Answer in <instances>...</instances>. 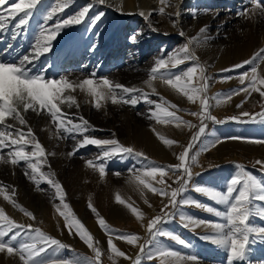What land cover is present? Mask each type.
Wrapping results in <instances>:
<instances>
[{
    "label": "rangeland",
    "instance_id": "374dc122",
    "mask_svg": "<svg viewBox=\"0 0 264 264\" xmlns=\"http://www.w3.org/2000/svg\"><path fill=\"white\" fill-rule=\"evenodd\" d=\"M185 1L179 8L191 14L178 21L169 0H0L4 55L19 47L40 51L45 28L67 31L65 23L86 7L96 18L92 40L75 47L79 58L56 57L48 85L39 84V74L10 73L18 89L19 80L26 82L21 93L38 104L54 102L53 94L64 102L82 95L89 106L69 110L98 128V141L82 157L67 158L87 122L31 112L25 122H0V142L11 147L0 152V245L10 249L13 264H264V50H250L255 42L264 49V0ZM73 2L82 4L73 11ZM217 7L223 9L217 21L228 20L227 12L234 16L219 38L208 22ZM117 25L122 45H114ZM152 27L171 36L163 58L175 64L165 90L180 93L176 103L190 129L177 150L161 148L151 160H137L121 147L131 127L124 121L128 107L111 92L137 83L161 56L160 42L132 39ZM123 45L136 51L118 56ZM202 51L209 55L201 60ZM127 57L135 61L120 64ZM96 70L108 83L105 98H93L84 84ZM183 86L200 90L197 106ZM142 110L137 123L160 122ZM3 112L0 106V117ZM85 169L92 179L81 175Z\"/></svg>",
    "mask_w": 264,
    "mask_h": 264
},
{
    "label": "bare ground",
    "instance_id": "6f19581e",
    "mask_svg": "<svg viewBox=\"0 0 264 264\" xmlns=\"http://www.w3.org/2000/svg\"><path fill=\"white\" fill-rule=\"evenodd\" d=\"M247 1L248 0H243L244 4H246ZM169 2L172 5L174 4L175 8L177 9V12H178L177 20L178 21L185 20L188 13H190V10L183 11L179 8V6L183 7L185 5L186 1L185 0H169ZM81 4L82 3H80V5H79L78 2H73L71 4V8H73L72 10L73 11L77 10L81 6ZM236 9H237V7H236ZM61 11L59 10V12H61ZM191 11H193V10H191ZM201 11H203V10H201ZM221 11H223V9L218 8V7L215 10H213L209 15V21H208V22H212L210 24H215L214 25L215 27L217 26V28H215V33H216V36L218 38L222 37V31H220L222 29V25L227 23V21L230 19V17L233 16L232 12H231L232 14L227 12L225 14H227L228 20H225V22H223L224 20L223 21L222 20L217 21L215 19V16H217V14L220 13ZM239 11H240V9H239ZM90 12H91L90 7H86L85 9H83L81 11V14L79 17L72 18L68 22L66 21L67 23L64 22L66 27H67V31H65L63 33H58L59 30H57V29L55 32H52L54 27L46 24L49 27L45 28V30L43 32L49 33V36L46 37V39H42L41 42L39 43L40 49H41V50L39 49L40 51L34 50V51H29L27 53L26 49L19 47L18 49H15L12 54L4 55L3 51L1 50V47H0V106H1V108H3L5 110V112H3L4 113L3 116L0 117V122H2V123L3 122H5V123L10 122V124L11 123L16 124L15 122H18V121L19 122H25V121H27L26 117H28V114L30 112L34 113V115H35L34 117H36L38 119H49L50 121H52V119L55 120L54 114L58 113V114H60V118L58 117V115L56 117L59 118V119L58 118L57 119L60 120V122L70 123V124H73L74 121H76V120H79V121L83 120L84 122H87L86 120L82 119V117H80L77 112L74 113V112L69 110V108L72 105L75 106V108L77 110H80L84 106H89L90 102H88V100L85 101V99L83 98L82 95H80L79 97H74L72 100H68L67 102L66 101L64 102L63 98L58 99L59 95L57 97V95L53 94L54 102L52 101V102L43 103V104L41 102H39V104H38V102H36L37 101L36 98H35L36 99V101H35L33 99V97H31V95L28 96L25 93L24 94L21 93V91L25 90V89H23V87H24V84L26 82L19 80L18 85L20 86V89H18L19 87L17 85H15L16 81H14L13 78L10 77V75L14 72L20 73L23 76H29V75H33V74L38 75L39 74L40 76L37 77L41 81V82H39V84L44 87V84L46 82L48 85L47 80L50 78L47 79V77L53 71L52 66H54V64H55L56 57L58 55H63V58H69L72 54H74V56L76 58H79V50L77 48L75 49V47H83L92 40L93 31H94L93 27L95 25V22H96L95 19L96 18L93 16L89 17ZM225 12H226V10H225ZM237 12H238V10L236 11V13ZM92 17H93V19H92ZM10 20H11V18H10ZM36 20H38V19L37 18L30 19V20H28L27 24L32 23L31 25H33L34 23H36ZM206 20H207V18H206ZM159 28H161V27H159ZM161 29H163V28H161ZM120 30H121V27L117 25V27H116L117 32L115 34V37H117L118 39L116 40V43H114V45L115 44L116 45L121 44L120 39L122 36L121 35L122 31L119 33ZM175 34L178 36L177 33H175ZM47 35L48 34H46V36ZM170 37L171 36H167L166 34H164L160 30L153 29V27L149 30L140 29L137 32V36H135L132 39H135V38L139 39V40L142 39L145 43H148L149 41L150 42L151 41L160 42V45L161 44L163 45L162 46L163 49H161V52H160L161 56L157 57L153 61L150 68L144 72V76L141 79H139L137 81V83H135V81H132L130 83V85H127V86L125 85V87L122 86V88H114V90L111 92V97L113 100H115V101L121 100L128 107L125 111V115H124L125 117L124 116L123 117H124V121L127 122L129 125H131V127L128 128V135L126 138L124 137V140H123L121 147L130 149L133 152H135V154H137L136 157H139V158L138 159L135 158V161L133 162L135 165H136V159L139 160L142 156L144 157V155L147 159H150V160L153 156L159 155V153H160L159 150L161 148L164 149V148L169 147L170 150H171V148H172V150H174V149L177 150L178 146L181 143L180 140L188 134L189 129H190V125H187L184 123V119H185L184 115L185 114L180 110L181 108H180V105L178 104V102L176 103V100L179 98L180 93H177L175 95H173V93H170L167 95V93H166L167 89L165 90V87L167 86L166 80L171 79V76L173 74L172 68L175 64L174 61H167V60L165 61L163 58L164 54L169 50V47L172 44V40L170 39ZM42 38H43V36H42ZM103 38H104V36L102 35L100 37V39H103ZM134 41H138V40H134ZM37 42H39V41L37 40ZM103 43L107 44L108 42L105 39H103ZM185 44H186L185 47H189V43H188L187 39H185ZM38 46L39 45H37L36 47H38ZM133 46L134 47H131V48L127 47L128 49H126V47L124 48V45L121 47H118V49H119V55L118 56L125 55L126 50L128 51V53H134L136 51V48H135L136 45H133ZM250 50L252 52L255 50L256 54L257 53L259 54V52L264 50V49H263L262 45H259V43L255 42L250 46ZM189 53L191 54L190 50H189ZM199 54H200L201 60L205 59L206 56L209 55V53L208 52L206 53V51L205 52L202 51ZM84 57L85 56H81V59H84ZM187 57L189 58L190 61H192L194 59L192 54H191V56L188 54ZM190 58H193V59L191 60ZM120 60H121L120 64H123V63L129 62V61H132V60L135 61V58L127 57L126 60H124V58H122ZM201 60H196V62L200 63ZM90 62L92 64V63H95L96 60H91ZM215 63L220 65L221 59H216ZM221 68H223V67H221ZM102 71L96 70V72L93 73V75L91 74L92 78L89 79L87 84L84 81V84L86 85L87 89H89L90 90L89 92L92 93L93 98L96 95V93H97V95L102 96V98H103V96L105 98L104 91H105V88L107 89V87H105V85L108 83L106 80H104L101 77L103 74ZM6 73L9 76H6L5 75ZM70 78H72V77L70 76ZM87 79H88V77H87ZM147 81L150 82L152 84V86H154L153 89H150L149 88L150 86L149 87L146 86ZM81 84H82V82H81ZM173 85H175V84H172V86ZM168 86H169V84H168ZM81 89H83V88H81ZM181 89L187 91L188 97L192 96V95L195 96V98L197 97L195 100L188 101V103H192L195 106H197L199 104V102L201 100V94L199 97V91L200 90H195L191 87H186V86L181 87ZM84 91H85V89L83 90V92ZM86 93H87V91H86ZM106 93H107V91H106ZM131 93H134V94L132 95ZM87 94H85V95H87ZM176 96H178L177 99L175 98ZM181 97H183V96H181ZM98 98H99V96H98ZM91 100H93V99H91ZM181 104H182V102H181ZM140 108H142L144 110V111L142 110L144 112V115H147V116H149L155 120L158 119V120H160V122H156V121L152 122L150 124V126H148V127H145L143 125V123L142 124L137 123V112L139 111ZM170 117H172L173 120H171ZM55 122H56V120H55ZM112 131H113V129H112ZM126 131H127V129H126ZM97 132H98V128H94L92 126H89V123L87 124V126L85 127L84 130L78 131L77 134L79 137L77 136L78 138H76V140L74 142L75 144L73 143L74 146L72 147V149H70V153H69V156L67 155V158L70 157V155L72 153H75V152H78L77 156L82 157L83 155H82L81 151L88 149V147L91 144H95L94 142L98 141V140L94 139V136H96ZM2 143H3V141H2ZM2 143L0 142V152L1 151L4 152V150H6V149L9 150L11 148L9 146V144L8 145L5 144V146H4V145H2ZM141 151H143V152H141ZM236 154H234V155H236ZM102 156H104V155H102ZM100 157L95 159V160L96 161L101 160ZM88 163H89V161H88ZM83 171H82L83 173H81V175L83 174L86 178L92 179L93 173H92L91 169H85ZM93 179H95V178H93ZM206 182H207V180H206ZM143 236H144V234H143ZM185 246H187V245L185 244ZM7 248L8 247H6V246L0 245V264H13L12 259H11L12 256H11L10 251H9L10 249L9 248L7 249ZM137 249L138 248H136L135 251H137ZM37 264H40V263L38 262Z\"/></svg>",
    "mask_w": 264,
    "mask_h": 264
}]
</instances>
